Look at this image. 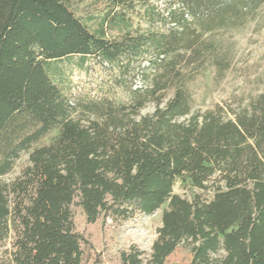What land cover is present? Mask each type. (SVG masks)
<instances>
[{
	"label": "trees",
	"instance_id": "1",
	"mask_svg": "<svg viewBox=\"0 0 264 264\" xmlns=\"http://www.w3.org/2000/svg\"><path fill=\"white\" fill-rule=\"evenodd\" d=\"M75 1L0 0V264H166L178 247L183 264H264V82L205 110L188 89L210 66L223 76L234 43L216 33L264 0H98L85 17ZM89 60L104 78L73 91ZM176 179L201 192L174 193ZM164 203L149 252L90 231Z\"/></svg>",
	"mask_w": 264,
	"mask_h": 264
},
{
	"label": "rangeland",
	"instance_id": "2",
	"mask_svg": "<svg viewBox=\"0 0 264 264\" xmlns=\"http://www.w3.org/2000/svg\"><path fill=\"white\" fill-rule=\"evenodd\" d=\"M152 1L160 8L165 7L166 0ZM97 3L98 0H77L73 3V8L79 15L85 17V15L95 10ZM216 34L228 38L234 43V56L229 68L225 70L222 77H215L214 68L210 66L196 74L188 84L194 109L205 110L213 107L215 103H227L231 106H235L240 102L246 103L263 87L264 5L257 11L255 17L242 27L223 30ZM92 62V60L88 61L89 67L86 70L74 69L72 74L73 91L81 88L86 90L93 88L101 78H104L105 71L101 69L98 63L94 64ZM171 93L172 90L169 89L165 97H169ZM117 97L119 98L118 95ZM153 109V103H148L141 109L140 114L151 112ZM56 134L57 130H51L32 147L50 142ZM32 147L20 153L12 169L1 177L2 180L11 181L20 174L24 166L28 164V155ZM172 191L187 198H190L194 193L201 192V190L191 187L181 179L175 180ZM204 195L210 197L211 191ZM165 207L166 203L162 204L153 213L138 216L114 227V229L107 222L105 226L100 223L94 225L90 228V231L94 230L99 236V245L105 244L111 252H115L117 248L126 247L130 243H136L145 252H149L157 236V228L161 224V214ZM80 224L83 226L81 219ZM188 258V250L184 247H178L168 258L166 264H183Z\"/></svg>",
	"mask_w": 264,
	"mask_h": 264
}]
</instances>
